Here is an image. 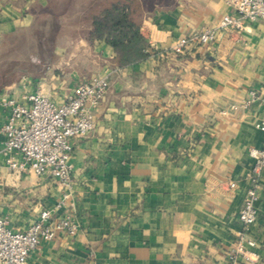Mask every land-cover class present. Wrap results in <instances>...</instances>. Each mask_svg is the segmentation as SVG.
Masks as SVG:
<instances>
[{
    "label": "crops",
    "instance_id": "1",
    "mask_svg": "<svg viewBox=\"0 0 264 264\" xmlns=\"http://www.w3.org/2000/svg\"><path fill=\"white\" fill-rule=\"evenodd\" d=\"M95 2L0 0V62L12 37L23 33L32 44L29 31H61L52 66L40 78L22 77L29 90L41 86L59 104L79 79L109 80L94 128L75 141L70 158L73 186L65 210L77 232L42 242L25 264H224L249 187L248 150L261 147L263 135L255 127L258 103L228 115L220 111L244 101L251 89L264 94V18L219 34L211 45L189 46L184 55L120 67L108 44L79 33L88 28L84 19ZM147 3L140 33L160 51L231 13L224 0ZM22 78L0 95L18 96ZM7 114L0 107V126ZM4 140L0 132V217L23 231L64 191L49 177L8 171ZM257 208L250 236L256 264H264V172Z\"/></svg>",
    "mask_w": 264,
    "mask_h": 264
},
{
    "label": "built area",
    "instance_id": "2",
    "mask_svg": "<svg viewBox=\"0 0 264 264\" xmlns=\"http://www.w3.org/2000/svg\"><path fill=\"white\" fill-rule=\"evenodd\" d=\"M231 13L225 14L212 26L173 41L166 49L172 56L184 55L189 46L205 47L217 40L219 34L230 35L242 31L246 21L264 18V0H224ZM29 82L22 78L18 96L0 95V107L7 110L6 121L0 126L5 140L1 150L4 165L13 174L32 173L49 177L63 189L62 198L52 207L43 209L38 218L25 230L14 231L0 217V264H25L30 253L42 242L51 241L59 232L73 236L77 225L66 209L69 190L73 186L70 158L77 139L90 134L94 128V112L109 88L108 75L80 81L63 103H55L41 86L29 90ZM261 107V118L255 127L262 133L259 148H250L252 165L246 174L249 187L238 213L240 229L232 247L226 250L224 264H256L259 255L250 228L256 221L262 175L264 172V94L251 89L239 104L220 111L228 115L246 110L253 104ZM236 187L235 182L229 188ZM62 212H59L62 210Z\"/></svg>",
    "mask_w": 264,
    "mask_h": 264
},
{
    "label": "trees",
    "instance_id": "3",
    "mask_svg": "<svg viewBox=\"0 0 264 264\" xmlns=\"http://www.w3.org/2000/svg\"><path fill=\"white\" fill-rule=\"evenodd\" d=\"M148 1L152 2V0H145V5H142V0H96L90 9L92 12L84 19L85 25H89L88 28L80 30L79 33L85 31V35L81 36L86 40H103L108 44L120 67L145 60L156 53L140 33L142 6L146 8ZM59 34L60 31L57 29L32 30L29 31L32 44L28 43L27 36L23 33L6 41L4 45L7 44L9 53L13 50L15 53L18 51L16 49L23 45L24 58L20 59L21 61L15 60V62L9 58V62L13 63V66L0 67V89L17 82L24 76L31 79L40 78L47 65L52 61L53 43ZM7 52L1 53L2 61L6 58ZM39 52L41 57L34 61L30 55ZM17 62L20 65H17Z\"/></svg>",
    "mask_w": 264,
    "mask_h": 264
},
{
    "label": "rangeland",
    "instance_id": "4",
    "mask_svg": "<svg viewBox=\"0 0 264 264\" xmlns=\"http://www.w3.org/2000/svg\"><path fill=\"white\" fill-rule=\"evenodd\" d=\"M63 32H65L66 35H71L73 31L72 30H65ZM84 32L85 31H81V35L82 36L85 35ZM60 33H61V31H60ZM38 48L40 49L41 47H38ZM8 50L9 49H8L7 44L4 45V46H2V52H4V51L7 52ZM16 50H18V51H15V53H14V50L13 51H10V53L9 52L6 53V55H5L6 58L3 61L0 62V67H2V66H9V65L13 66L12 65L13 63L10 64L11 62H9V58H12L14 60V62H15V60L16 61H21L24 58V54H23L24 46L21 45ZM155 51H156L155 55L154 54L151 55L155 59H157V57H159V56H166V51H160V50H155ZM30 57H32V59L34 61H36V59L39 60V58L41 57V53L40 52L39 53H32L30 55ZM56 59H57V54H53L52 61H51L50 65L47 68H50L52 66L53 62L56 61ZM164 61H166V60L164 59ZM17 63H18L17 65H20L19 62H17ZM67 80H69V79H67ZM83 80H87V79H79V80L76 81L75 85L79 81H83ZM70 81H71V79H70ZM75 85H74V87H75ZM74 87H73V89H74Z\"/></svg>",
    "mask_w": 264,
    "mask_h": 264
}]
</instances>
